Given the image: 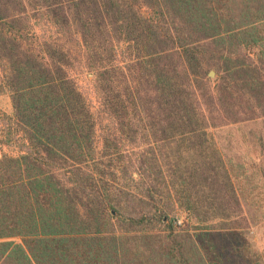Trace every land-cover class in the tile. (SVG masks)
<instances>
[{"label": "trees", "instance_id": "1", "mask_svg": "<svg viewBox=\"0 0 264 264\" xmlns=\"http://www.w3.org/2000/svg\"><path fill=\"white\" fill-rule=\"evenodd\" d=\"M244 3L0 0L19 150L0 157V263L211 264L198 229L238 227L246 174L213 129L264 118V9Z\"/></svg>", "mask_w": 264, "mask_h": 264}, {"label": "rangeland", "instance_id": "2", "mask_svg": "<svg viewBox=\"0 0 264 264\" xmlns=\"http://www.w3.org/2000/svg\"><path fill=\"white\" fill-rule=\"evenodd\" d=\"M242 3L239 9L245 7L244 0ZM251 6L253 11L261 13V9H264V0H251ZM235 9L236 12L241 10ZM144 11L146 12L145 8ZM1 74L0 69V81ZM74 74L79 84L90 93L94 104L97 105V97L91 85L93 74L77 73V71ZM218 78L219 74L216 79ZM12 113L13 107L9 93L0 92V148L2 154L18 155L19 150L13 141L11 145L5 143L7 125L10 124L9 117ZM263 131V117L230 123L213 129L215 140L223 157L226 160L233 158L236 161H244L246 174L241 177L240 184L242 185L236 186L242 191V193L240 191L241 210L231 205L232 215L239 220L238 227L230 228L232 218L220 219L222 217L218 212L207 222L208 225L198 229L197 236L211 264H264V146L259 143V136L264 133ZM262 140L264 141V135H262ZM202 194L204 196L203 192ZM200 200H204V197ZM180 218L186 220L184 216ZM222 223L227 225L224 226ZM12 239L21 242L19 237Z\"/></svg>", "mask_w": 264, "mask_h": 264}, {"label": "water", "instance_id": "3", "mask_svg": "<svg viewBox=\"0 0 264 264\" xmlns=\"http://www.w3.org/2000/svg\"><path fill=\"white\" fill-rule=\"evenodd\" d=\"M209 77L212 79H216L218 76V73L215 69H211L208 73ZM137 175V174H136ZM113 213H115V211H113Z\"/></svg>", "mask_w": 264, "mask_h": 264}, {"label": "built area", "instance_id": "4", "mask_svg": "<svg viewBox=\"0 0 264 264\" xmlns=\"http://www.w3.org/2000/svg\"><path fill=\"white\" fill-rule=\"evenodd\" d=\"M176 222H177L178 224H181V223H182V220H181V219H178Z\"/></svg>", "mask_w": 264, "mask_h": 264}, {"label": "crops", "instance_id": "5", "mask_svg": "<svg viewBox=\"0 0 264 264\" xmlns=\"http://www.w3.org/2000/svg\"><path fill=\"white\" fill-rule=\"evenodd\" d=\"M2 155V150H1V148H0V156Z\"/></svg>", "mask_w": 264, "mask_h": 264}]
</instances>
